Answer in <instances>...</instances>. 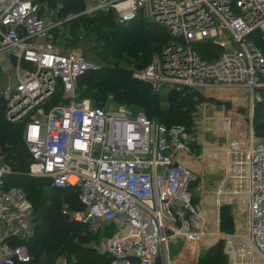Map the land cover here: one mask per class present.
<instances>
[{"label":"built area","instance_id":"2783aa9c","mask_svg":"<svg viewBox=\"0 0 264 264\" xmlns=\"http://www.w3.org/2000/svg\"><path fill=\"white\" fill-rule=\"evenodd\" d=\"M71 1L85 9L67 21L113 13L120 24L142 19L168 31L167 47L133 75L154 93L188 89L212 101L214 91L235 92L251 99V115L235 133L226 124L229 143L221 155L199 136L188 137L185 127L167 128L124 106L96 108L78 99V81L99 63L58 50L56 21L39 0H0V69L7 70L0 100L8 122L26 119L31 176L79 191L84 209L71 219L101 236L99 252L110 264H156L159 257L173 264L171 247L196 252L204 242L224 244L228 264H264V138L253 122L255 109L264 107V0ZM203 43L219 49L212 60L196 50ZM59 93L65 104L47 110ZM208 106L203 101L191 114L194 127L205 122ZM223 156L225 175L209 201L194 167ZM10 174L0 157V229L29 241L33 209L21 189H5ZM223 205L246 208L244 235L221 233ZM32 260L27 244L0 242V264Z\"/></svg>","mask_w":264,"mask_h":264},{"label":"trees","instance_id":"16d2710c","mask_svg":"<svg viewBox=\"0 0 264 264\" xmlns=\"http://www.w3.org/2000/svg\"><path fill=\"white\" fill-rule=\"evenodd\" d=\"M39 3L49 4L53 8L60 5L64 12H82L85 9L83 2L71 0H39ZM96 18L110 31V41L105 52L112 66L83 75L79 78L78 85L93 75L96 83L110 89L120 102L141 107L149 120L167 128L185 127L189 133L193 128L192 112L199 103L207 100L198 92L188 89L169 91L165 96L168 107L161 108V99L157 93H153L152 87L132 76L134 70L146 69L152 63L153 56L161 54L167 47L171 41L168 31L142 19L120 24L113 13H98ZM195 48L207 60H212L219 52L210 43L199 44ZM103 71L105 73L101 74ZM105 96L103 94L99 98L104 100ZM78 99L83 100L85 96L78 93ZM100 102L98 101V105ZM57 103L65 104L62 93L55 96L47 110ZM5 111L6 103L1 101L0 157L11 170V174L5 178V189L18 188L17 184H21L23 190L18 189L25 193L32 206L36 226L29 241L12 237L3 242L12 247L27 244L33 259L28 264H55L60 255L66 256L65 259L68 260L75 259L80 264H110V258L101 255L94 246L101 236L90 234L85 226L71 219L73 213L84 209L79 201V191L74 188H54L49 179L30 177L32 158L24 140L26 119L21 123H10L5 118ZM254 115L255 135L264 138V107H257ZM64 211L68 214L65 215ZM224 218L227 219L228 215ZM49 225L61 236L52 237L46 230ZM42 244L44 247H41ZM209 256L211 258L204 260L203 264H228L222 243L212 248Z\"/></svg>","mask_w":264,"mask_h":264},{"label":"rangeland","instance_id":"374dc122","mask_svg":"<svg viewBox=\"0 0 264 264\" xmlns=\"http://www.w3.org/2000/svg\"><path fill=\"white\" fill-rule=\"evenodd\" d=\"M46 9L44 10L49 14V17H52L56 21V28L52 31L53 42L58 48V50L69 52L72 54H82L89 58L91 61L95 63H99L98 66L100 69H105L112 66V62L109 58L106 57V49L107 45L110 41V31L105 28V25L99 23V21L95 16H82L79 18L78 16H74L71 20L67 19L70 15H76L80 12H64L62 11L63 7L58 5L56 8H53L48 5H44ZM62 11V12H61ZM61 12V13H60ZM148 22V21H146ZM59 25V26H58ZM159 55V54H158ZM157 56L154 55L153 58ZM99 70L92 71L93 73L99 72ZM144 70V69H143ZM143 70H134L132 72V76ZM0 90L7 83L6 71H4V67L0 69ZM104 74L105 72H100ZM82 81L80 85H78V93L79 95H84L85 99L90 100L94 106H97L102 109H116L117 107L124 106L135 113H143L145 115V111L139 107L138 105H128L127 103L120 102L112 93V91L106 87L99 86L94 80V76ZM134 77V76H133ZM169 89V88H168ZM219 96H214L212 101L207 100L209 106L205 110L206 116L204 117V121L199 127V129L193 126L192 130L187 133L188 137H200L205 143L210 144L211 146H215V151L219 152L221 155L227 153V149L225 148L229 143V137L226 134V129L228 122V127L233 125L231 133H235L233 129L234 127H238L241 122L244 120L247 122L248 117H250L251 113V99L247 98L244 95H235V92L229 93L224 91H214ZM154 93V92H153ZM168 92H164L162 94H158L161 102L159 107L166 108L168 107L165 96ZM229 93V94H228ZM234 93V94H233ZM106 95L104 100L99 98L101 95ZM214 94V93H213ZM230 97V99L223 98ZM236 97L237 101H233ZM98 101H101L98 105ZM233 101V102H232ZM60 104H55V106ZM198 106V105H197ZM196 110V109H195ZM0 111H1V100H0ZM194 112V111H193ZM192 112V113H193ZM236 112L239 114V118L232 122L229 118L230 113ZM156 121V120H155ZM253 122L255 123V115L253 118ZM232 123V124H230ZM242 129H244L242 127ZM247 129V128H246ZM244 133V131H242ZM230 136V134H229ZM214 149V147H213ZM218 155V154H217ZM32 164V163H31ZM224 156L223 160H219L217 157L212 160L210 163L198 164L194 168L199 173L202 183L205 186V189L209 193V201H211V193L215 191L219 185L221 184L224 173ZM32 166V165H31ZM31 168L29 169V175L31 176ZM37 178V177H33ZM39 179V178H38ZM18 188H22L21 184H17ZM16 186V187H17ZM211 208L212 205L210 204ZM246 208H238L235 205H223L220 210V231L221 233H227L230 235H244L247 231V213L244 210ZM228 215V218L225 219L224 216ZM213 215V212H211ZM232 218V219H229ZM208 226L214 227L213 219H208ZM212 229V228H211ZM46 230L51 234L52 237H60L59 232L55 231L51 225L46 226ZM216 244V242L209 243L204 242L198 251H193L189 247H185L183 245L173 246L170 249L171 252V261L173 264H203V261L207 258H211L209 256L210 251L212 250V246ZM100 247L102 244L99 241ZM99 248L98 243L94 245ZM41 247H44L42 244ZM97 251L100 250L97 249ZM197 249V248H196ZM100 253V252H99ZM102 255V253H100ZM64 255H60L57 260H65ZM227 258V257H226ZM66 263L68 264H80L75 259H66ZM61 263V262H60Z\"/></svg>","mask_w":264,"mask_h":264},{"label":"crops","instance_id":"0c3cea01","mask_svg":"<svg viewBox=\"0 0 264 264\" xmlns=\"http://www.w3.org/2000/svg\"><path fill=\"white\" fill-rule=\"evenodd\" d=\"M9 235H10V234H9V232H8L7 229H5V228H1V229H0V242H3V241H5V240L10 239L11 237H9ZM99 241H100V243L102 244V238H100ZM99 241H98V246H99V248L101 249L102 246L100 247V245H99ZM95 248H97V247H95ZM99 248H97V249H99ZM65 260H66V259H65ZM65 260H63V261H61V260H57V261H55V264H66ZM66 261H67V260H66ZM60 262H61V263H60Z\"/></svg>","mask_w":264,"mask_h":264},{"label":"water","instance_id":"95a60500","mask_svg":"<svg viewBox=\"0 0 264 264\" xmlns=\"http://www.w3.org/2000/svg\"><path fill=\"white\" fill-rule=\"evenodd\" d=\"M79 18H81V17H79ZM218 244H219V243L214 244V245L212 246V248H214V247H215L216 245H218ZM156 264H163V263H162V260H161L160 257L157 258Z\"/></svg>","mask_w":264,"mask_h":264},{"label":"bare ground","instance_id":"6f19581e","mask_svg":"<svg viewBox=\"0 0 264 264\" xmlns=\"http://www.w3.org/2000/svg\"><path fill=\"white\" fill-rule=\"evenodd\" d=\"M232 98H234V97H232ZM233 101H237V98L235 97L234 99H233ZM211 227V226H210Z\"/></svg>","mask_w":264,"mask_h":264}]
</instances>
